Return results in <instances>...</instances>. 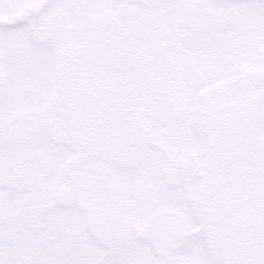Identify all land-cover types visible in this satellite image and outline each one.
Wrapping results in <instances>:
<instances>
[{
  "label": "snow or ice",
  "instance_id": "1",
  "mask_svg": "<svg viewBox=\"0 0 264 264\" xmlns=\"http://www.w3.org/2000/svg\"><path fill=\"white\" fill-rule=\"evenodd\" d=\"M0 264H264V0H0Z\"/></svg>",
  "mask_w": 264,
  "mask_h": 264
}]
</instances>
